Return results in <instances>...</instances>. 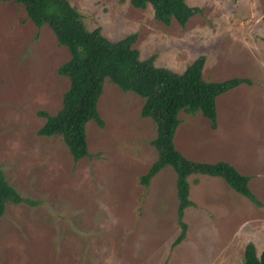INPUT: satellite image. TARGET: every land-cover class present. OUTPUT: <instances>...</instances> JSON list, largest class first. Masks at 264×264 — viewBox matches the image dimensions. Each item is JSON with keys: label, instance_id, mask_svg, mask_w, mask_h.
Returning <instances> with one entry per match:
<instances>
[{"label": "rangeland", "instance_id": "1", "mask_svg": "<svg viewBox=\"0 0 264 264\" xmlns=\"http://www.w3.org/2000/svg\"><path fill=\"white\" fill-rule=\"evenodd\" d=\"M86 27L118 40L136 33L140 58L182 72L204 55L207 81L247 78L216 98L217 126L179 113L175 147L195 161L224 160L249 176L255 205L219 177L194 175L179 232L175 173L140 175L155 160V126L140 116L143 98L105 80L104 121L86 124L90 156L74 162L58 136L37 133L68 87L57 73L69 58L47 26H35L14 1L0 2V170L23 197L0 217V264H242L244 247H264V0H186L201 8L182 27L164 25L130 0H68ZM197 178V182H194Z\"/></svg>", "mask_w": 264, "mask_h": 264}, {"label": "trees", "instance_id": "2", "mask_svg": "<svg viewBox=\"0 0 264 264\" xmlns=\"http://www.w3.org/2000/svg\"><path fill=\"white\" fill-rule=\"evenodd\" d=\"M1 1L21 4L25 16L37 27L47 25L58 44L69 52V58L57 68L58 75L68 80L61 107L54 114L39 111L44 122L37 133L46 137H60L74 162L90 156L86 138L87 122L92 120L99 127L104 126L97 105L105 80L124 92H134L143 98L140 116L150 118L155 126V137L150 144L156 151V157L148 170L140 175L139 182L148 186L159 170L170 167L174 171L179 232L171 243L172 247L184 240L187 231L184 211L194 205L190 199V176L219 177L233 191L255 205H261L249 188V176L240 173L232 164L224 160L206 162L189 159L174 144L181 111L187 114L201 113L210 121V127L215 129L216 98L238 85L251 84L249 79L231 77L222 81L205 80L202 76L204 55L197 56L179 73L158 66L154 54L140 58L138 49L134 47L136 33L110 40L103 35L99 26L87 28L82 15L68 0ZM130 3L136 9L150 5L153 17L164 25L175 20L183 27L193 15L201 12V8L189 5L186 0H130ZM193 180L197 182V178ZM22 202L33 204L4 179L0 170V217L7 204ZM242 264H264V247L257 254L254 244L248 242L244 247Z\"/></svg>", "mask_w": 264, "mask_h": 264}]
</instances>
